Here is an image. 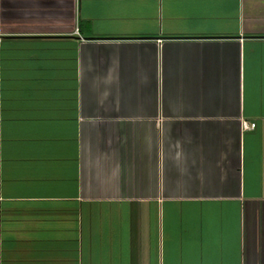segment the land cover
<instances>
[{
  "label": "crops",
  "instance_id": "crops-1",
  "mask_svg": "<svg viewBox=\"0 0 264 264\" xmlns=\"http://www.w3.org/2000/svg\"><path fill=\"white\" fill-rule=\"evenodd\" d=\"M0 264H264V0H0Z\"/></svg>",
  "mask_w": 264,
  "mask_h": 264
},
{
  "label": "built area",
  "instance_id": "built-area-1",
  "mask_svg": "<svg viewBox=\"0 0 264 264\" xmlns=\"http://www.w3.org/2000/svg\"><path fill=\"white\" fill-rule=\"evenodd\" d=\"M242 129L243 130H253L255 128V124L254 123H247V122H242Z\"/></svg>",
  "mask_w": 264,
  "mask_h": 264
}]
</instances>
